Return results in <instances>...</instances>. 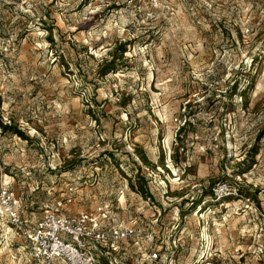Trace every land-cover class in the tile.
I'll use <instances>...</instances> for the list:
<instances>
[{
  "label": "rangeland",
  "instance_id": "rangeland-1",
  "mask_svg": "<svg viewBox=\"0 0 264 264\" xmlns=\"http://www.w3.org/2000/svg\"><path fill=\"white\" fill-rule=\"evenodd\" d=\"M0 117V264L102 204L98 264H264V0H0Z\"/></svg>",
  "mask_w": 264,
  "mask_h": 264
},
{
  "label": "built area",
  "instance_id": "built-area-1",
  "mask_svg": "<svg viewBox=\"0 0 264 264\" xmlns=\"http://www.w3.org/2000/svg\"><path fill=\"white\" fill-rule=\"evenodd\" d=\"M106 1L115 3L119 0ZM136 1L139 0H129V3L133 4ZM213 191L216 199L241 197L239 190L228 184H220ZM3 198H7L6 192L3 193ZM246 201L249 203L250 199ZM110 213V205L102 204L93 213L78 215L64 214L59 208L47 209L43 218L30 228L27 222L25 223L14 212L12 220L17 228L24 231L35 259L41 264H98L99 254L110 255L111 250L116 249L117 243L140 233L137 230L104 228ZM98 246L106 251L99 252Z\"/></svg>",
  "mask_w": 264,
  "mask_h": 264
},
{
  "label": "trees",
  "instance_id": "trees-1",
  "mask_svg": "<svg viewBox=\"0 0 264 264\" xmlns=\"http://www.w3.org/2000/svg\"><path fill=\"white\" fill-rule=\"evenodd\" d=\"M186 125V124H185ZM0 129L3 131V132H7L8 130H11L14 134L18 135L20 138H23L25 137L21 131H19L18 129L16 128H12V127H9L7 125L4 124V122L2 121L1 117H0ZM212 197H214L213 193H212ZM227 199V198H225ZM224 199V200H225Z\"/></svg>",
  "mask_w": 264,
  "mask_h": 264
},
{
  "label": "crops",
  "instance_id": "crops-1",
  "mask_svg": "<svg viewBox=\"0 0 264 264\" xmlns=\"http://www.w3.org/2000/svg\"><path fill=\"white\" fill-rule=\"evenodd\" d=\"M78 215V214H77Z\"/></svg>",
  "mask_w": 264,
  "mask_h": 264
}]
</instances>
